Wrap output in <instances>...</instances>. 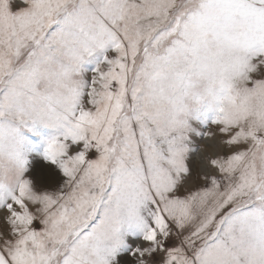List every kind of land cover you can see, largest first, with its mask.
I'll use <instances>...</instances> for the list:
<instances>
[{"label": "snow or ice", "instance_id": "obj_1", "mask_svg": "<svg viewBox=\"0 0 264 264\" xmlns=\"http://www.w3.org/2000/svg\"><path fill=\"white\" fill-rule=\"evenodd\" d=\"M0 264H264V0H0Z\"/></svg>", "mask_w": 264, "mask_h": 264}, {"label": "rangeland", "instance_id": "obj_2", "mask_svg": "<svg viewBox=\"0 0 264 264\" xmlns=\"http://www.w3.org/2000/svg\"><path fill=\"white\" fill-rule=\"evenodd\" d=\"M85 67L90 69L92 65L86 64ZM193 126L203 127L196 121L193 122ZM55 134V130L44 126H39L35 131L26 133L28 138V170L26 176L39 190L56 191L63 186L66 179L58 166L47 161L44 155L45 141ZM196 139L199 140V137ZM120 255L127 256V253Z\"/></svg>", "mask_w": 264, "mask_h": 264}]
</instances>
